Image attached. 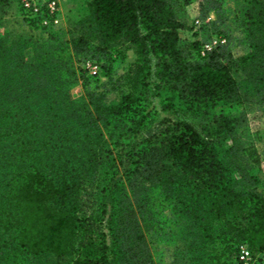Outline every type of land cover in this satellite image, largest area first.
<instances>
[{"label": "trees", "instance_id": "16d2710c", "mask_svg": "<svg viewBox=\"0 0 264 264\" xmlns=\"http://www.w3.org/2000/svg\"><path fill=\"white\" fill-rule=\"evenodd\" d=\"M188 1L88 0L69 43L98 65L90 76L111 67L112 51L117 58L130 46L138 53L129 70L133 91L94 118L69 96L76 73L63 54L65 27L42 26L19 0H0L1 13L16 2L25 41L40 35L55 42L44 52L46 64L39 55L28 66L10 59L0 42V264H155L140 223L158 224L168 209L178 238L170 264H238L242 243L264 250V194L249 172L259 158L236 136L242 116L214 111L232 102L264 104V0H241L249 46L241 56L229 37L204 54L201 41L180 38L188 26L179 10ZM223 3L200 2L205 15L215 13L212 25L223 19ZM151 72L159 81L152 88L145 83ZM158 97L193 120L163 117L152 127L147 107ZM100 124L118 135L110 131L107 141ZM109 162L112 176L94 193L103 197L102 218L86 216L83 185L110 172Z\"/></svg>", "mask_w": 264, "mask_h": 264}, {"label": "rangeland", "instance_id": "374dc122", "mask_svg": "<svg viewBox=\"0 0 264 264\" xmlns=\"http://www.w3.org/2000/svg\"><path fill=\"white\" fill-rule=\"evenodd\" d=\"M201 1L202 0H189L187 4L180 8L179 15L182 20L186 21L188 26L187 29L179 30L180 38L188 41L199 40L203 47L205 43L212 41L213 38L216 37L215 35L217 32L214 31L215 26L221 31L220 35L222 37H229V48L235 56L246 54L249 51V46L246 38V31L241 21L243 16L240 12L242 4H244L243 1L224 0L223 19L217 21L215 25L211 24L212 21H216L215 13L210 11L205 15L200 9ZM87 4L88 0H61L63 23L66 30V34L61 40L67 41L63 54L67 57L68 68L76 73V80L68 85L69 96H71L74 101L86 105L89 112L95 118L99 113L109 112L121 102L124 93L132 92L135 88H131L130 78L134 73L131 72L130 75L129 70L135 69L134 64L137 61L138 53L133 46L126 49L127 51L124 58H117L116 52L112 51L113 55L111 59H113V61L110 62L111 67L106 68L108 70H102L99 77H91L87 64L92 63V61L89 57L81 53H75L72 44L69 43L71 33H79V29L75 30L74 24L87 15ZM5 9H7L6 13L0 12V42L2 43L3 49H10L7 55L10 59H12V56H15V59L25 66L33 65L36 60H39L37 58L39 55L43 59V63H45V59L49 58L45 57L44 52L53 51L55 42L53 40H46L47 38H45V36L40 35L38 37L39 40L25 41L23 37L24 35L26 36L27 30L26 27H22L18 21L16 2H11ZM196 19H199V24H195ZM7 55H4L5 57L3 56L2 58L8 61L9 57H7ZM52 65L49 66L51 67L49 70L54 72L55 68L52 69ZM152 68L153 66L150 70H152ZM0 69H2V66H0ZM63 69L62 66L60 70ZM141 73H139V79L141 78ZM145 83H148L152 88L155 84H158L159 81L151 72L150 75L146 77ZM142 87L143 86L139 87L138 91L143 90ZM133 93H137V90ZM163 105L165 106V104L161 103L160 97L153 98L152 102L148 105L147 109H153V111H151L154 116L152 119V127L157 125L156 123L163 117L172 119L184 117L193 120V115L190 112L182 111L181 109H179L178 112H174V110L167 109ZM214 111L215 113H229L242 116L243 121L237 127L236 136L241 145L255 150L256 154L252 157L256 155L259 158L258 165L250 163L249 172L257 179L256 184L258 191L264 194V104L258 102H232L219 105ZM99 123L102 122L100 121L98 124ZM100 128L109 142L112 141L109 135L110 131H114L112 133L114 136L112 137L118 135V131H115L116 128H105L101 124ZM223 145L228 147L231 145V141L225 140ZM109 165L112 167L111 162H109ZM113 171V167L110 172H105V169H102L99 181L94 184L85 183V185H83L80 201H83L85 206L84 213L86 216L93 215L92 217L94 218H102L100 203L103 201V197H95L94 193L98 192L102 184H105V178L108 177L107 175L110 176ZM119 171L122 172L121 170ZM119 175L121 174H118L117 178ZM237 175L238 174L235 173L234 177L237 178ZM123 183L126 187V182L123 181ZM160 215L158 224L149 227L144 226L141 222L140 228L154 263L170 264L172 249L178 245V238L173 228L169 209L163 211ZM102 225L104 226L103 232L108 233L105 226L106 223L103 222ZM107 239H110V237L107 236Z\"/></svg>", "mask_w": 264, "mask_h": 264}, {"label": "built area", "instance_id": "2783aa9c", "mask_svg": "<svg viewBox=\"0 0 264 264\" xmlns=\"http://www.w3.org/2000/svg\"><path fill=\"white\" fill-rule=\"evenodd\" d=\"M20 7L26 16L36 17L39 24L45 27H63V14L61 0H19ZM199 19L195 24H199ZM223 37H214L212 41L205 43L201 49V54L211 50L218 43H225ZM87 68L93 75L97 74L99 67L97 64L88 63ZM238 264H264V250L253 253L247 244L238 246L235 254Z\"/></svg>", "mask_w": 264, "mask_h": 264}]
</instances>
